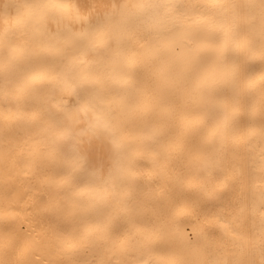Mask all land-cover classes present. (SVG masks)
Masks as SVG:
<instances>
[{
	"label": "bare ground",
	"instance_id": "bare-ground-1",
	"mask_svg": "<svg viewBox=\"0 0 264 264\" xmlns=\"http://www.w3.org/2000/svg\"><path fill=\"white\" fill-rule=\"evenodd\" d=\"M262 249L264 0H0V264Z\"/></svg>",
	"mask_w": 264,
	"mask_h": 264
},
{
	"label": "snow or ice",
	"instance_id": "snow-or-ice-1",
	"mask_svg": "<svg viewBox=\"0 0 264 264\" xmlns=\"http://www.w3.org/2000/svg\"><path fill=\"white\" fill-rule=\"evenodd\" d=\"M100 102L103 103L102 100H101ZM105 127H107V126H105ZM64 131H65V133H66L67 135H71V127H70V125L65 124V126H64ZM118 147H119V146H118ZM73 158H74V159H78V157H76V156H74ZM260 257H261V258H260V260H259V264H264V249L261 250ZM235 264H243V262L238 261V262H235ZM251 264H256V261L253 260V261L251 262Z\"/></svg>",
	"mask_w": 264,
	"mask_h": 264
}]
</instances>
